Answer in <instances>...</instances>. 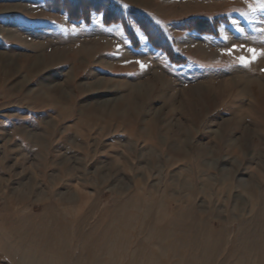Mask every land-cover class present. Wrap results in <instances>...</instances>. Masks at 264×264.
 I'll return each instance as SVG.
<instances>
[{"label": "rangeland", "instance_id": "374dc122", "mask_svg": "<svg viewBox=\"0 0 264 264\" xmlns=\"http://www.w3.org/2000/svg\"><path fill=\"white\" fill-rule=\"evenodd\" d=\"M72 1L0 0V264H264L258 0Z\"/></svg>", "mask_w": 264, "mask_h": 264}, {"label": "snow or ice", "instance_id": "6c2138e0", "mask_svg": "<svg viewBox=\"0 0 264 264\" xmlns=\"http://www.w3.org/2000/svg\"><path fill=\"white\" fill-rule=\"evenodd\" d=\"M125 7H127L125 5ZM258 10L264 11V0H258L257 4L255 6L249 5L248 12L243 13L244 16L249 15H255ZM264 22V21H262ZM159 23V21H157ZM260 31H264V29H260ZM236 48V46H233V49H228L227 53L231 54L232 51ZM247 52L250 54L249 57L241 56L238 58V63H240L244 67L250 66L251 63H253L259 56H264V50H258L255 48H248ZM136 63L140 64L141 69L145 67L144 64L140 63L139 61H136Z\"/></svg>", "mask_w": 264, "mask_h": 264}, {"label": "trees", "instance_id": "16d2710c", "mask_svg": "<svg viewBox=\"0 0 264 264\" xmlns=\"http://www.w3.org/2000/svg\"><path fill=\"white\" fill-rule=\"evenodd\" d=\"M99 1V3L97 4L96 1L93 2V5H90L91 1L90 0H83L82 3H84V5L82 7H86V10H80L82 7L79 6V4H82V3H79L81 2V0H76V1H72L71 4L73 3H76V10L75 8H72V6H64L65 10L68 11L69 13H76V16L79 15V12H86L88 13V11H90L89 8H92V9H97V10H100V9H105L108 8L111 6L109 3H104L102 2V0H97ZM63 2H67V0H63ZM91 9V10H92ZM79 10V11H78ZM78 11V12H77Z\"/></svg>", "mask_w": 264, "mask_h": 264}, {"label": "bare ground", "instance_id": "6f19581e", "mask_svg": "<svg viewBox=\"0 0 264 264\" xmlns=\"http://www.w3.org/2000/svg\"><path fill=\"white\" fill-rule=\"evenodd\" d=\"M102 84V83H101ZM102 85H104L103 87H105V84H102Z\"/></svg>", "mask_w": 264, "mask_h": 264}]
</instances>
